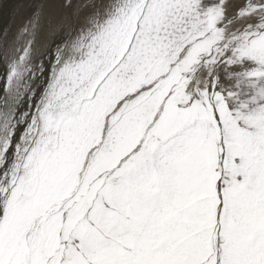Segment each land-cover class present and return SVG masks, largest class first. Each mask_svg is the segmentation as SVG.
Wrapping results in <instances>:
<instances>
[{
    "label": "snow or ice",
    "instance_id": "6c2138e0",
    "mask_svg": "<svg viewBox=\"0 0 264 264\" xmlns=\"http://www.w3.org/2000/svg\"><path fill=\"white\" fill-rule=\"evenodd\" d=\"M30 8L0 30V264H264V0Z\"/></svg>",
    "mask_w": 264,
    "mask_h": 264
},
{
    "label": "rangeland",
    "instance_id": "374dc122",
    "mask_svg": "<svg viewBox=\"0 0 264 264\" xmlns=\"http://www.w3.org/2000/svg\"><path fill=\"white\" fill-rule=\"evenodd\" d=\"M3 2H7V1L0 0V6L3 5ZM19 2L20 3L15 2L12 5L13 8L10 9L8 16H7V19H9V21H8V24H7L5 29H9L11 33H15L16 29L22 23L23 19L26 16H28L30 14V11H31L30 5H31L32 0H21ZM1 9H2V7L0 8V10ZM4 12H2V13H4ZM2 13L0 14V17L2 16ZM40 35H41V39L38 38V43L36 46L37 47V55L44 51L45 44L49 43L50 41L56 42L58 39H60V36H55V37L50 36L46 30L42 31Z\"/></svg>",
    "mask_w": 264,
    "mask_h": 264
},
{
    "label": "bare ground",
    "instance_id": "6f19581e",
    "mask_svg": "<svg viewBox=\"0 0 264 264\" xmlns=\"http://www.w3.org/2000/svg\"><path fill=\"white\" fill-rule=\"evenodd\" d=\"M5 1H7V2H3V5L0 6V8L2 7V9L0 10V14H1L2 12L5 11L4 13H2V16L0 17V30L5 29L6 26H7V24H8L9 19H7V16H8V13H9L10 9L13 8L12 5H13L15 2L20 3L19 1H21V0H5ZM8 1H9V2H8ZM11 6H12V7H11ZM6 20H7V21H6ZM39 38L41 39V35H40ZM59 40H60V39H58L56 42H59ZM38 55H39V54H38ZM46 62H47V61H46ZM0 70H2V69H0Z\"/></svg>",
    "mask_w": 264,
    "mask_h": 264
}]
</instances>
